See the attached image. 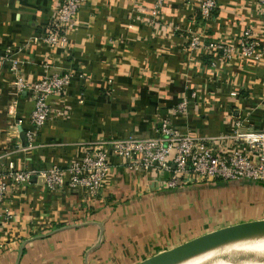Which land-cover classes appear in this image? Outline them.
Here are the masks:
<instances>
[{
	"label": "crops",
	"instance_id": "crops-1",
	"mask_svg": "<svg viewBox=\"0 0 264 264\" xmlns=\"http://www.w3.org/2000/svg\"><path fill=\"white\" fill-rule=\"evenodd\" d=\"M61 1L0 0V181L8 183L1 208L12 214L0 219V264H135L205 233L264 220L262 182L217 178L164 188L113 154L95 197L49 190L35 178L11 182V170L64 165L101 139L150 136L161 118L221 153L233 147L238 119L240 130H264V52L251 60L235 50L222 57L214 47H236L246 28L258 37L261 0H217L209 17L199 14V0H82L66 44L57 46L44 36ZM64 71L74 73L71 83L47 97L50 115L28 139L33 101L16 91L15 79Z\"/></svg>",
	"mask_w": 264,
	"mask_h": 264
},
{
	"label": "built area",
	"instance_id": "built-area-1",
	"mask_svg": "<svg viewBox=\"0 0 264 264\" xmlns=\"http://www.w3.org/2000/svg\"><path fill=\"white\" fill-rule=\"evenodd\" d=\"M198 9L203 17L212 15L217 0H199ZM82 0H62L56 7L51 20L52 28L44 40L52 45L64 46L66 32L74 27V17ZM264 7V0H261ZM264 39V29L258 37L250 28L243 30L236 47L217 43L215 49L220 56L229 57L235 50L242 57L258 60L264 52L260 39ZM200 44V35H193L191 47ZM16 69L13 60L11 70ZM81 75H79L80 77ZM74 73L64 71L42 76L37 81L25 82L20 77L14 81L16 91H28L32 97L33 108L29 114L31 128L26 137L32 139L50 115L47 102L49 95H61L71 83ZM185 101L176 109L183 111ZM243 121L235 122L231 135L233 147L221 153L212 149L203 138L180 133L169 118H161L153 129L152 135L101 139L89 146L79 157L72 158L64 165L51 164L42 169L23 168L9 172L13 184H27L32 179H40L49 190L67 187L71 190H84L88 195L98 194L110 170V156L119 158L125 169L130 172H152L164 188L182 185L185 181L247 179L264 183V130H240ZM11 168V166H9ZM8 183L0 181V219H10L8 208H1Z\"/></svg>",
	"mask_w": 264,
	"mask_h": 264
},
{
	"label": "bare ground",
	"instance_id": "bare-ground-1",
	"mask_svg": "<svg viewBox=\"0 0 264 264\" xmlns=\"http://www.w3.org/2000/svg\"><path fill=\"white\" fill-rule=\"evenodd\" d=\"M258 229L264 230V224ZM159 264H264V235L238 234L178 252Z\"/></svg>",
	"mask_w": 264,
	"mask_h": 264
},
{
	"label": "water",
	"instance_id": "water-1",
	"mask_svg": "<svg viewBox=\"0 0 264 264\" xmlns=\"http://www.w3.org/2000/svg\"><path fill=\"white\" fill-rule=\"evenodd\" d=\"M264 220L251 221L240 223L236 225H231L223 227L209 233H205L188 241H185L179 245L172 248L160 251L150 257H147L135 264H159L163 260L169 258L170 256L189 249L201 247L215 241H218L226 236L247 234V235H264V230L258 229L259 225H263Z\"/></svg>",
	"mask_w": 264,
	"mask_h": 264
},
{
	"label": "trees",
	"instance_id": "trees-1",
	"mask_svg": "<svg viewBox=\"0 0 264 264\" xmlns=\"http://www.w3.org/2000/svg\"><path fill=\"white\" fill-rule=\"evenodd\" d=\"M199 10V9H198ZM214 11H215V9H214ZM214 11H213V13H214ZM212 13V14H213ZM199 14H200V11H199ZM201 15V14H200ZM49 28H52V25H51V23H50V25H49Z\"/></svg>",
	"mask_w": 264,
	"mask_h": 264
},
{
	"label": "rangeland",
	"instance_id": "rangeland-1",
	"mask_svg": "<svg viewBox=\"0 0 264 264\" xmlns=\"http://www.w3.org/2000/svg\"><path fill=\"white\" fill-rule=\"evenodd\" d=\"M10 180H11V179H10ZM42 184H43V183H42ZM43 185H44V184H43ZM44 186H45V185H44ZM64 187H65V186H64ZM55 190H56V189H55ZM73 191H76V190H73ZM5 193H6V192H5ZM96 195H97V194H96ZM96 195H95V196H96ZM95 196H92V197H95Z\"/></svg>",
	"mask_w": 264,
	"mask_h": 264
}]
</instances>
